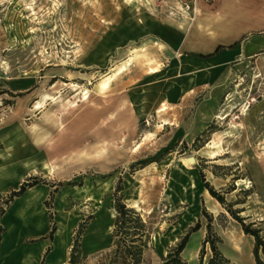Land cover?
Masks as SVG:
<instances>
[{
	"label": "rangeland",
	"instance_id": "374dc122",
	"mask_svg": "<svg viewBox=\"0 0 264 264\" xmlns=\"http://www.w3.org/2000/svg\"><path fill=\"white\" fill-rule=\"evenodd\" d=\"M219 2L0 0V150L11 147L6 140L12 136L33 147L41 170L23 183L52 187L46 201L50 214L55 193L90 185L92 201L72 203L71 197L61 206L81 218L71 247L80 251L77 264H131L116 253L125 248L121 236L113 237L117 212L106 218L104 226L112 224L108 236L84 244L100 239L103 248L81 251L88 222L105 216L108 206L115 209L118 198L147 226L140 264H159L197 223L200 229L191 234L182 257L188 264H207L209 222L217 247L232 264H256L255 238L224 205L215 216L206 201L213 197L207 182L264 241V50L246 64H230L229 75H204L207 71L189 63L213 53L193 47L203 50L218 39ZM110 74L115 77L108 88L97 92L96 84ZM11 193L0 200V212ZM18 205L4 225L14 222ZM39 215L43 229L47 219ZM58 221L53 214L56 227ZM7 233L0 258L16 238L13 230ZM33 241L32 236L26 243ZM23 254L16 252L9 264ZM259 257L264 261L262 250Z\"/></svg>",
	"mask_w": 264,
	"mask_h": 264
},
{
	"label": "crops",
	"instance_id": "0c3cea01",
	"mask_svg": "<svg viewBox=\"0 0 264 264\" xmlns=\"http://www.w3.org/2000/svg\"><path fill=\"white\" fill-rule=\"evenodd\" d=\"M216 7L219 8L221 12V20L217 25L219 32L218 39L214 42L210 40L208 46H206L203 50H200V46L195 45L193 47L190 43L187 46L189 48L193 47L194 49H197L199 53L208 54L214 52L219 45L233 44V47L223 48L209 58H189V63L192 68L197 71H207L204 75L222 76L229 75L230 64L234 62L238 65L246 64L264 50V34L261 33L264 31V0H220L219 5H216ZM229 29H234V33L226 36L225 34L229 31ZM248 32H251V34L245 37L244 40L237 43ZM110 75H112L113 78L115 77V74ZM168 91L170 90L167 89V92ZM90 93L91 90H89V93L87 94V99L89 98ZM63 115L64 113L61 114V116ZM55 124H57V121ZM7 141L12 142L11 147L6 149L5 145V148L0 150V200L11 192L19 189V186L23 183L24 179L30 175V173L41 170L33 147L29 144H23L26 139L12 136V138H8L6 142ZM1 153L6 156L2 157ZM90 188V185L87 184L82 189L68 188V190H63L62 193H60L61 191L55 193L53 198V214L55 217L58 219L60 216V209L62 206L61 201H63V196L65 202L66 200L69 201L71 197L72 203L74 199L82 200L83 198L86 201L85 203H88L90 200L92 201L94 193H92ZM85 189L87 192L81 191ZM65 191L66 194L64 193ZM51 192V186L37 184L28 188L21 196L15 197L9 203L0 220V226L3 229V233L0 235V249L4 248V238L7 236L8 230H13L16 238L11 240L10 244L12 246H8V248H10L9 251L5 252L6 255L4 254L0 258V264H9L14 261L12 257L16 254V252H24V254L22 260L13 264H25L26 262L30 264H67L69 262L74 228L78 225L81 218L77 212L69 211V219L72 220V224L69 226L68 230L69 237L64 240L63 244H61V248H58V227H56V231L53 234L52 239L49 238L51 233V222L50 212L46 207V201L48 200ZM68 195L70 196L68 197ZM206 201H209V203L216 208V212L210 210L215 216H217L221 210H224L222 205L213 197L208 196ZM18 203H20V205H18L19 207L17 208V212L14 213V222H11V225H9L10 227L4 225V219H6L10 212L12 214L13 211H15L14 208H16ZM23 204H31L33 206L31 208L38 209V211L41 212V215L46 217L47 222L43 229L42 227L37 228L35 226L30 227V229L36 231H29L27 228L24 229L23 221L24 218L29 215L30 209L21 213L20 207H22ZM96 220L97 217L92 218L88 222L82 234L81 251L85 255L95 249L99 250L103 248V242H101L100 239H97L95 243L90 246L84 245V234ZM32 236L35 237L36 241L26 243V240H29Z\"/></svg>",
	"mask_w": 264,
	"mask_h": 264
},
{
	"label": "trees",
	"instance_id": "16d2710c",
	"mask_svg": "<svg viewBox=\"0 0 264 264\" xmlns=\"http://www.w3.org/2000/svg\"><path fill=\"white\" fill-rule=\"evenodd\" d=\"M233 45L229 47H225L222 45H219L215 51L212 54L209 55H200L201 58H209L213 56L214 54L218 53L223 48H231ZM202 178L204 180V175L202 174ZM38 181H28L23 183L18 190L13 191L10 195V199L8 200L7 204H9L15 197L21 196L28 188H31L35 185H37ZM205 189L210 192V195L213 196V198H216V200L221 204L224 205L229 213L232 214L233 218L237 220L241 225L246 234H250L255 238V247H254V256L256 260V264H264V262L259 257V252L262 250L264 252V241L262 237L259 234V230L252 229L250 226H247L244 224L242 219L237 216L235 213L232 212L226 206V202L218 192L214 190V188L209 185V183H205ZM120 191V190H119ZM223 207V206H222ZM115 209L117 212L116 220H115V230L113 232V237L116 238L117 236H121V239L125 243V248H117L116 253L122 254L124 257H127L130 259L131 264H140L142 260V255L145 250L146 244L143 242V238L149 237V233L147 230V226L143 219L141 218L140 214L134 209V208H128L126 204L122 202L120 198L117 199L115 204ZM4 210L0 212V215H3ZM50 219L53 223V214H50ZM130 223H133L135 228V233L130 234L129 233V227ZM2 231L3 229L0 228ZM200 229V224L197 223L193 228L190 229V231L181 239L179 243H177L175 246L170 248L167 255L164 256L159 264H188L182 257V254L184 250L186 249L189 239L192 233H196ZM0 230V231H1ZM1 231V232H2ZM56 231V226L53 223V227L50 233V237L52 239L53 234ZM131 235L130 238L128 236ZM134 236H138L137 238H133ZM219 241V238L214 235L212 225L209 222L207 224V236L205 239V244H210V249L212 252L211 258L208 260L207 264H232L230 260H228L219 250L217 247V242ZM130 242V243H129ZM129 243V244H128ZM120 244V243H119ZM204 251L202 250V253ZM80 253L78 248L73 245V248L70 251V259L69 262L71 264H77V256ZM200 264H203L201 261Z\"/></svg>",
	"mask_w": 264,
	"mask_h": 264
},
{
	"label": "bare ground",
	"instance_id": "6f19581e",
	"mask_svg": "<svg viewBox=\"0 0 264 264\" xmlns=\"http://www.w3.org/2000/svg\"><path fill=\"white\" fill-rule=\"evenodd\" d=\"M181 19H182V17H181ZM128 62H129V60L126 63L120 65L119 70L120 71H124L125 67L128 64ZM111 79H112V75L103 76V78L96 84V91L100 92V93H103L108 88V86H109V84L111 82ZM87 94H88V91L85 92L84 98H87L86 97ZM82 101H84V100H82ZM37 108H39V107H37ZM51 122L55 123L56 121H55V119H52ZM5 156L6 155H2V157H5ZM64 193L66 194V191ZM61 204L63 206L65 204L64 196H63V201H61ZM137 205H138V203H137ZM134 206H136V204H134ZM31 207H33L31 204H27V205L23 204L22 207H20V212L21 213L25 212L27 209H30L28 218H24V226H23L24 228H29L30 229V227H33V226H35L37 228L41 226V218L39 216L38 209H33ZM62 208L63 207H61V210H60L61 213H60L59 221H58V235H57V240H59L60 242H63L62 233H63V230L66 228V226L68 224V221L70 220L69 219V213L68 214L65 213ZM210 208H211V210L216 212V208H214L213 206H210ZM106 211L109 213V215H108V213H106ZM106 211H105L106 214H104L105 216H100L96 221H94L92 226L89 228V230L86 231V233L84 234V244L85 245L88 243V241L90 239H92L95 236H100L102 234L108 235L110 233V231L112 229V224L108 225L107 227H105L104 224H105V221L107 220L106 219L107 216H109V219H113L114 218V216L116 214V211L112 208V206L106 207Z\"/></svg>",
	"mask_w": 264,
	"mask_h": 264
}]
</instances>
